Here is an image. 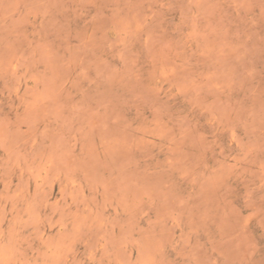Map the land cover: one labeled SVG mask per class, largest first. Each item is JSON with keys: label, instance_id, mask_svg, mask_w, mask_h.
<instances>
[{"label": "rangeland", "instance_id": "1", "mask_svg": "<svg viewBox=\"0 0 264 264\" xmlns=\"http://www.w3.org/2000/svg\"><path fill=\"white\" fill-rule=\"evenodd\" d=\"M0 264H264V0H0Z\"/></svg>", "mask_w": 264, "mask_h": 264}]
</instances>
